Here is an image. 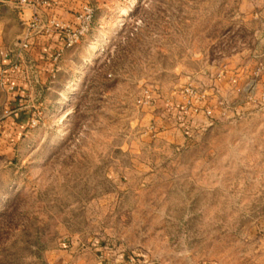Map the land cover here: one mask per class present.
Listing matches in <instances>:
<instances>
[{
    "label": "rangeland",
    "instance_id": "1",
    "mask_svg": "<svg viewBox=\"0 0 264 264\" xmlns=\"http://www.w3.org/2000/svg\"><path fill=\"white\" fill-rule=\"evenodd\" d=\"M90 1L36 99L0 84V264H264V0Z\"/></svg>",
    "mask_w": 264,
    "mask_h": 264
},
{
    "label": "crops",
    "instance_id": "2",
    "mask_svg": "<svg viewBox=\"0 0 264 264\" xmlns=\"http://www.w3.org/2000/svg\"><path fill=\"white\" fill-rule=\"evenodd\" d=\"M78 3L79 0H57L54 7L43 9L41 17L45 20L48 14H52L58 19L72 23V11L77 8ZM30 16L31 9L20 10L15 4L0 0V81L13 85V94L18 99V96H31L33 92V98L36 99L35 96L37 97L41 90L52 84L58 72L57 66L51 60L52 53L60 45L58 35H45L35 31L31 32L29 50L24 52L18 61L19 67L16 70L9 69V64L15 57L16 43L28 32ZM241 75L228 71L224 76L219 75V79L221 82H232L242 79ZM259 81L264 83V74ZM237 90L238 88L234 91ZM29 105L28 102L26 107Z\"/></svg>",
    "mask_w": 264,
    "mask_h": 264
},
{
    "label": "built area",
    "instance_id": "3",
    "mask_svg": "<svg viewBox=\"0 0 264 264\" xmlns=\"http://www.w3.org/2000/svg\"><path fill=\"white\" fill-rule=\"evenodd\" d=\"M15 4L20 10L25 8L31 9V16L28 20V32L18 40L15 45V57L9 64L10 70H16L19 67L18 61L22 58L24 52L30 48L31 32L42 33L45 35H58L60 39L59 47L52 53L51 60L57 65L63 52L67 49L74 47L80 40L89 32L91 23L95 14V8L90 0H79L76 9H73L74 21L66 22L58 19L52 14H48L46 19H42L43 9H50L57 4V0H3ZM0 71V76H1ZM3 82L0 81V84ZM8 90L13 89V85H5ZM184 94L187 97L186 108L191 109L193 112H200L204 116H210L211 109L207 106L200 107L195 103V100L205 98V94H198L192 87H186ZM38 111H34L33 116L30 118V126H35L38 122Z\"/></svg>",
    "mask_w": 264,
    "mask_h": 264
},
{
    "label": "trees",
    "instance_id": "4",
    "mask_svg": "<svg viewBox=\"0 0 264 264\" xmlns=\"http://www.w3.org/2000/svg\"><path fill=\"white\" fill-rule=\"evenodd\" d=\"M93 18H94V17H93ZM55 78H56V77H55ZM55 78H54V79H55ZM53 82H54V80H53ZM53 82H52V83H53Z\"/></svg>",
    "mask_w": 264,
    "mask_h": 264
}]
</instances>
